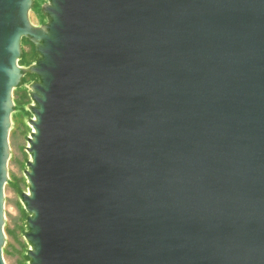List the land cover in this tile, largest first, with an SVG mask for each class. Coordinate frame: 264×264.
<instances>
[{
  "label": "water",
  "instance_id": "95a60500",
  "mask_svg": "<svg viewBox=\"0 0 264 264\" xmlns=\"http://www.w3.org/2000/svg\"><path fill=\"white\" fill-rule=\"evenodd\" d=\"M51 1L33 264H264V0ZM28 7L0 0V264Z\"/></svg>",
  "mask_w": 264,
  "mask_h": 264
},
{
  "label": "rangeland",
  "instance_id": "374dc122",
  "mask_svg": "<svg viewBox=\"0 0 264 264\" xmlns=\"http://www.w3.org/2000/svg\"><path fill=\"white\" fill-rule=\"evenodd\" d=\"M24 30L16 46L15 72L9 97L5 181L2 196V259L4 264H33L35 245L25 196L30 195L28 173L31 140L39 109L42 77L40 48L49 35L51 0H28ZM30 30L32 34H30ZM18 61V62H17Z\"/></svg>",
  "mask_w": 264,
  "mask_h": 264
},
{
  "label": "bare ground",
  "instance_id": "6f19581e",
  "mask_svg": "<svg viewBox=\"0 0 264 264\" xmlns=\"http://www.w3.org/2000/svg\"><path fill=\"white\" fill-rule=\"evenodd\" d=\"M25 17V16H24ZM18 62V61H17ZM36 132V131H35Z\"/></svg>",
  "mask_w": 264,
  "mask_h": 264
}]
</instances>
